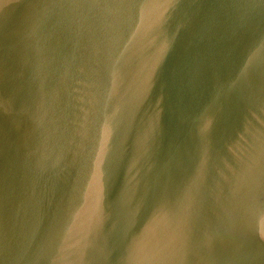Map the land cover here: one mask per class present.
Segmentation results:
<instances>
[{"label":"water","instance_id":"water-1","mask_svg":"<svg viewBox=\"0 0 264 264\" xmlns=\"http://www.w3.org/2000/svg\"><path fill=\"white\" fill-rule=\"evenodd\" d=\"M0 264H264V0H0Z\"/></svg>","mask_w":264,"mask_h":264}]
</instances>
